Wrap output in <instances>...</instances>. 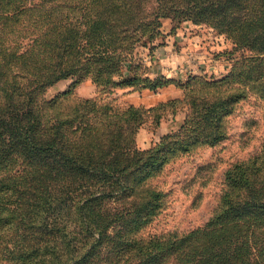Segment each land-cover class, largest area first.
<instances>
[{
    "label": "trees",
    "instance_id": "1",
    "mask_svg": "<svg viewBox=\"0 0 264 264\" xmlns=\"http://www.w3.org/2000/svg\"><path fill=\"white\" fill-rule=\"evenodd\" d=\"M169 17L210 26L249 52L223 81L227 94L210 99L195 118L203 123L200 133L216 145L226 139L222 122L236 104L250 94L264 100V0H0V171L25 173L0 180V186L29 184L35 197L49 201L53 216L86 194L80 210L99 216L98 203L126 184L133 167L138 151L130 135L141 109H98L92 99L66 94L48 100L44 94L70 77L74 85L88 76L106 87L140 83L123 75L122 66ZM148 155L151 167L164 165L165 159L153 163L155 155ZM148 177L126 186L136 194ZM225 180L222 205L210 223L144 245L123 239L118 258L108 255L105 264H121L136 248L144 251L135 264H264V145L233 165ZM151 194L142 227L158 213L152 207L158 197ZM111 239L106 235L91 247Z\"/></svg>",
    "mask_w": 264,
    "mask_h": 264
},
{
    "label": "rangeland",
    "instance_id": "2",
    "mask_svg": "<svg viewBox=\"0 0 264 264\" xmlns=\"http://www.w3.org/2000/svg\"><path fill=\"white\" fill-rule=\"evenodd\" d=\"M161 23L153 38L145 35L122 66L123 75H133L140 83L106 87L88 76L74 85L75 79L70 77L44 94L48 100L66 94L77 100L92 99L98 109L122 107L124 98L129 97L131 106L141 109L135 122L138 128L130 135L138 153L126 184L115 186L114 192L98 203L96 217L80 210L86 194L53 216L49 201L35 197L29 184L8 189L0 186V264H105L108 255L118 258L123 239H136L132 241L144 245L154 237L187 235L210 223L220 209L226 172L261 150L264 100L257 95H247L224 118L226 139L216 145L200 133L203 123L195 119L210 99L223 96L224 91L227 94L223 81L249 52L236 49L225 35L207 25L172 17L162 18ZM202 99L206 100L202 103ZM194 140L197 144L191 145ZM148 152L156 157L153 163L165 159L160 169L151 167ZM147 173L143 186L135 188L138 193L128 189V180L137 181ZM23 174L0 171V180ZM151 193L158 197L152 199L158 213L142 227L151 210ZM137 194L138 201L134 200ZM106 235L112 236L111 241L104 240L100 248L92 249L91 245L99 246L97 240ZM143 251L124 252L127 258L121 264H135Z\"/></svg>",
    "mask_w": 264,
    "mask_h": 264
},
{
    "label": "crops",
    "instance_id": "3",
    "mask_svg": "<svg viewBox=\"0 0 264 264\" xmlns=\"http://www.w3.org/2000/svg\"><path fill=\"white\" fill-rule=\"evenodd\" d=\"M141 104H143V103H141ZM141 104H139V105H141ZM131 105H134V104H132V102L130 101V99H129V97L127 98H124V107H128V106H131Z\"/></svg>",
    "mask_w": 264,
    "mask_h": 264
}]
</instances>
